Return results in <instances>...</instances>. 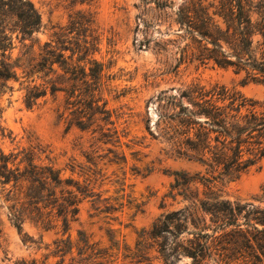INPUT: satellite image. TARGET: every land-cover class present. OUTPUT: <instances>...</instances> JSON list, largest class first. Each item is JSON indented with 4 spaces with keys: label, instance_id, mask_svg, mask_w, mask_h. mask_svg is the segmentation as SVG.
I'll return each instance as SVG.
<instances>
[{
    "label": "trees",
    "instance_id": "obj_1",
    "mask_svg": "<svg viewBox=\"0 0 264 264\" xmlns=\"http://www.w3.org/2000/svg\"><path fill=\"white\" fill-rule=\"evenodd\" d=\"M70 1L83 5L95 0ZM139 1L153 5L146 11L155 12L149 21L143 15V23L166 24L167 32L175 37V69L212 64L243 73L242 85L264 86V0ZM253 13L258 20H252ZM91 18L90 13L76 12L67 27L55 34L56 42L45 43L34 56L25 42L41 28L37 10L28 0H0V87L10 91L8 83L18 82L28 109L47 95L64 93L67 102L78 98L80 106L71 124L80 130L105 120L98 118L108 114L100 98L103 67L90 58L96 51V39L88 42L84 34V40H77L73 47L63 41L70 33L81 35L80 28L91 33ZM17 45L25 51L12 59ZM179 98L188 105L173 104L178 111L168 117L169 131L164 136L175 157L204 168L205 173L171 175L173 183L165 197L173 201L180 197L189 205L160 216L148 231H141L134 252L129 251L125 258L135 264L150 261L149 252L154 248L158 257L153 259L163 264H172L170 257L188 258L190 264L210 260L216 264H264V207L230 202L218 195L219 185L236 181L264 158V102L222 86L206 89L197 84ZM195 185L203 188L202 193L198 187L191 189ZM0 186L6 191V201L12 203L8 219L18 230L29 219L46 227L60 223L66 234L77 220L79 205L88 198L99 201L91 181L62 178L41 146L9 154L0 151ZM77 236L75 242L69 236L54 242L52 256L60 258L59 264L114 262L108 260L112 257L109 250L91 243L84 232ZM168 237L172 238L169 247Z\"/></svg>",
    "mask_w": 264,
    "mask_h": 264
},
{
    "label": "rangeland",
    "instance_id": "obj_2",
    "mask_svg": "<svg viewBox=\"0 0 264 264\" xmlns=\"http://www.w3.org/2000/svg\"><path fill=\"white\" fill-rule=\"evenodd\" d=\"M28 1L41 18L39 32L25 42L34 56L45 43L56 42L55 34L67 27L76 12L90 13L91 33L80 28L81 35L73 32L65 35L63 41L73 47L71 44L77 40H84V34L88 35V42L96 39V51L90 58L103 67L100 98L101 103H106L108 114L98 116L105 120L80 130L71 124L72 115L80 106L78 98L67 102L64 93L47 95L28 109L18 82H10L7 86L12 90L0 87V151L9 154L41 146L62 178L80 183L91 181L99 201L97 197L85 199L79 205L77 220L70 224L66 234L60 223L46 227L29 219L18 230L8 219L12 203L6 201V191L0 186V264L23 261L59 264L60 258L52 256L54 242L68 236L75 242L79 231L99 248L108 249L112 264H135L125 256L134 252L140 232L148 231L160 216L189 205L180 197L174 201L165 197L173 183L171 175L205 173L204 168L175 157L164 136L169 131L168 117L178 111L173 104L188 105L179 97L195 84L206 89L222 86L261 103L264 86L242 85L243 73L234 74L231 69L212 64L181 65L175 69L178 56L172 32H167L166 24L143 23V15L149 21L155 14L153 10L146 11L153 5H142L139 0H95L83 5L70 0ZM251 18L256 21L259 17L253 13ZM24 51L17 45L12 59ZM196 187L202 193L201 186L191 189ZM218 188L223 200L263 208L264 158L236 181ZM171 241L168 237L167 247ZM147 244L153 245L152 241ZM157 257L151 248L150 261L141 264H163L153 259ZM169 262L190 264L191 260L170 257ZM208 264L216 263L210 260Z\"/></svg>",
    "mask_w": 264,
    "mask_h": 264
}]
</instances>
